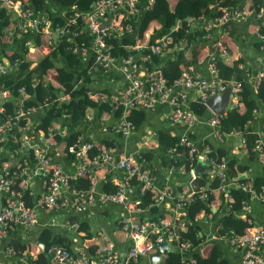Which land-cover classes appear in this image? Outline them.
I'll use <instances>...</instances> for the list:
<instances>
[{
    "label": "built area",
    "instance_id": "obj_1",
    "mask_svg": "<svg viewBox=\"0 0 264 264\" xmlns=\"http://www.w3.org/2000/svg\"><path fill=\"white\" fill-rule=\"evenodd\" d=\"M141 1L92 0L86 12L75 14L84 22V27L80 30L59 25L53 27L48 14H44L41 8H36L32 0H0V11L5 10L15 17L13 26L11 25L5 33L9 40L21 41L23 35L34 33L43 35L47 45H52L57 36L66 48L79 58L83 59L88 52L91 53L90 63L72 91L85 87V94L89 99L97 97L99 101L108 103L112 109L119 112L109 125H104V128L111 127L116 136L127 138L132 135L135 126L128 118L132 111H151L160 104L169 106L168 121L171 125L192 129L198 118L191 112L190 102L205 103L207 99L222 94L226 89L227 83L219 77L217 65L227 56L225 38L228 27L251 16L261 19L263 8L260 5L254 7L251 2L232 0L233 4L221 8L216 17L200 18L194 23L184 21L175 24L171 32L176 31V36L171 35V32L161 36L146 45L143 52L139 53L136 45H128L124 47L127 54L115 56L111 51L114 44H109L108 41L133 35L141 13L151 10L155 4V0H144L145 7L142 8ZM44 7L53 11L49 0L44 1ZM192 31L201 32V40L208 45L207 62L210 75L205 77L197 67H187L178 78L168 84L161 67L151 65V57L164 55L175 42L182 47L185 36ZM255 34L264 51V35L259 31ZM22 45L30 52L35 48L31 41H25ZM20 64V59L0 64V81L19 69ZM95 71L104 75L118 72L122 75L125 86L111 94L94 92L84 86L83 79L91 78ZM253 79L254 87L263 83L264 69L254 75ZM232 87L233 105L237 104L239 85ZM56 89H59V86ZM8 96L9 92L4 90L3 102H7ZM16 97L10 113H6L5 103L0 104V240L17 229L34 228L39 211L56 214L72 209L82 213L95 205L115 204L121 208L118 217L119 229L131 243L126 254H122L114 243L104 245L91 255L84 249L70 252L53 244L47 250V264H137L141 258L148 257L156 245H161L166 240L170 243L175 241L177 245L173 246L182 255L183 264H196L191 256L194 249L192 245L189 242H180V237L172 230L173 224L182 221V212L185 206L193 201V193L173 196L168 191H163V195L171 204V220L140 219L141 213L145 211L141 197L154 185L144 157L118 155L116 148L111 145L99 147L81 135H76L68 127L61 126L58 120L50 121L44 131L39 127L43 123L49 104L26 106L29 95L23 87L16 91ZM68 98V95H61L59 100ZM53 101L56 102L57 99ZM39 113L41 119L35 120V115ZM223 116L213 114L207 121L210 127L216 129L218 136ZM84 118L87 121L95 119L92 113ZM40 132L47 136L44 143L47 149H52L59 141L71 137L72 143L64 149L68 156L67 168L54 162L47 150L35 143ZM177 146L181 151L170 148L168 153L180 158L185 150L196 162H205L213 171L212 177L218 180L216 191L223 196L228 209H232L233 197L230 190L234 186L229 179L228 162L224 158L211 156L209 145L198 147L187 136L180 137ZM247 150L246 142L240 135V151ZM94 151L95 154L90 156ZM252 152L264 169V145L259 140L254 143ZM6 155L10 157L8 162ZM95 169L119 171L120 178L112 192L105 193L100 190V181ZM35 178L40 180L37 196L31 189V182ZM81 179L88 182L86 189H79L74 185ZM238 189L247 196L237 214V217L244 219L250 212V202H264V192L257 193L248 185H241ZM25 195L31 199V206L26 204ZM200 197L203 199L205 195ZM156 205L153 203L152 206ZM53 223H57L55 218ZM65 224L69 225L68 222ZM220 240L240 252L241 264H264V231L244 232L241 235L232 231L221 236ZM6 254L15 257L18 253L13 247H8ZM1 264L8 263L4 261Z\"/></svg>",
    "mask_w": 264,
    "mask_h": 264
},
{
    "label": "crops",
    "instance_id": "obj_2",
    "mask_svg": "<svg viewBox=\"0 0 264 264\" xmlns=\"http://www.w3.org/2000/svg\"><path fill=\"white\" fill-rule=\"evenodd\" d=\"M239 1H252L253 3H259L263 8V17L261 19H256L251 16L236 21L228 27L227 36L225 38L228 52L227 56L222 58L220 62L224 61V63L228 64L240 60V64L238 65L239 69L246 75L245 85L250 90L251 99L256 105L253 112V119L245 129L255 134L261 144L264 145V82L256 87L253 86L254 75L264 69V51L261 48L262 43L255 34L259 28L264 30V0ZM144 4L145 1L142 0V8L145 7ZM49 6L53 10L49 11L51 14H64V12L59 11L51 1H49ZM211 8H213V6H211L210 9ZM218 9L219 8L211 9L201 18L210 19L216 17L220 12ZM12 16L15 18L14 15ZM10 20L13 26L14 20L12 21V18ZM175 24H181V22L176 20L169 30L162 28L161 25L158 24L154 26L155 28L153 27L146 31L143 38L137 39L134 44L139 48L138 52H143L146 45L155 42L161 36L169 34L172 28L175 27ZM4 33H6V31H4ZM33 35L36 34L31 33L32 37ZM55 40H59V38L56 36ZM119 40L120 39L116 41ZM199 41L204 46V55L197 61L187 63L186 68L197 67L202 75L209 77L210 74L208 72L207 62V55L209 54V51L207 50L208 45L202 40ZM1 45L0 49L6 53V56L0 55V64H7L12 60L7 57L8 55L21 54L23 51L25 54H21V58L32 67L41 59L43 56L42 53H46L37 50L36 48L32 49L31 52L27 51L24 49L21 41L17 40L7 39V43ZM90 55L91 53L88 52L85 58H80L78 65L79 72L81 71L83 73L86 70L90 63ZM162 59L165 62L170 60L174 61L176 56L172 55V50H169L164 54ZM55 64L67 68L66 63L60 55L55 61ZM21 72H24V69L14 70L0 81V104L5 103V101L3 102L2 100V92L6 90L4 87L5 82L15 80L17 75ZM82 73L78 79L82 77ZM52 77L53 73L49 75L48 81L52 82V85L56 89L58 85L55 86ZM78 79L75 84L79 82ZM85 79H83V82ZM91 81H94V83L91 82L89 88L94 92L102 91L111 94L121 90L125 86L124 79L118 72H111L104 76L98 75L95 79H91ZM16 98L17 97L15 96L12 99L9 93L6 100H11L12 103H14ZM31 99L32 97L29 96L28 101H31ZM203 104L205 105V103ZM236 106L237 104H233L228 110ZM238 108L242 114L245 112L243 106H239ZM169 110L168 105L160 104L151 111H143V119L140 120L141 122L137 125V128H134L132 135L127 138L116 136L109 126L104 128V125H109L113 118L117 117L118 114L112 117H107V120L101 118L100 125L95 122L96 117L94 113H92L95 117L93 121H87L84 118L80 123H71L66 119L64 122L59 121L58 123H60L61 126L68 127L75 132L76 135H81L84 139L92 141L99 147L105 145L114 146L118 155H141L144 157L147 162V167L151 171L153 177L154 185L150 191L154 196L153 203H156L157 205L154 209L142 212L140 215V219L142 220H171V215L169 214L171 204L168 201V198L163 195V191H168L175 196L179 194L189 195L196 189V185H193V182L194 179L198 177H195L192 173L194 168L190 172H184L185 160L183 159V156L176 158L168 153V149L170 148H165V145L169 144L171 140L176 139L178 141V139L183 136H187L198 147L209 145L212 151L211 156L215 158H224L227 162L233 161L235 170H233L231 175L229 174V177H231L232 180L230 181L235 189L241 185H248L253 189L256 188L254 191L256 190L255 192L257 193L264 192V169L254 153H250L248 150L245 152L240 151L241 134L239 132L232 131L230 133H223L220 128V136L216 135V129L207 124L208 119L213 115L207 107L203 115L196 116L194 114L198 119L192 129L171 125L168 121ZM90 113L91 112H88L86 115ZM34 119H41V114L39 113L35 115ZM160 134L165 135L163 142L159 139ZM46 138L47 136L40 132L38 133V136H36L35 143L43 149H46L54 162L67 168L68 156L64 151L65 148H61L59 141L55 147L47 149L44 144ZM5 159L8 162V160H10L9 155H6ZM95 173L100 181V190L105 193L112 192L115 183L120 178L119 171L117 169H95ZM237 176L240 179L235 181L234 178ZM203 179L209 182L212 180V175L205 176ZM240 181H244V183L240 184ZM31 189L34 195L37 196L39 194V178L32 180ZM213 195L214 200L210 204L212 216L199 214L196 217L199 227L204 235V240L202 244L197 248H194V250L201 257L207 258L215 246L220 251L222 259L226 264H241L240 252L220 240L221 236L218 232V225L220 217L222 216V206L225 205V203L223 202V205H221L219 200L221 195L217 191L214 190ZM250 205V212L247 217H249L252 228H250L247 233L261 230L264 231V202L254 201L250 202ZM120 212L121 208L115 204L95 205L89 207L82 213H77L72 209L63 210L56 214L39 211L37 214V224L34 228L17 229L9 233L6 238L0 240V264L4 261H7L8 264H41L43 262L41 254L44 252L43 246L38 242V238L40 232L43 230H48L50 233L66 239L72 252L84 249L91 255L104 245L114 243L122 254H126L131 243L125 238L119 229L118 217ZM187 215V211L183 210L182 216L185 220ZM54 218L57 220V223L52 224ZM65 222H68L69 225H66ZM13 243H19L25 246V250L21 254L16 251L19 255L17 254L15 257L6 254V249L8 247H13L11 246ZM169 244L172 246L173 251H175L173 244L170 242ZM165 255L166 253L163 255L161 261ZM137 264H150L149 258H141Z\"/></svg>",
    "mask_w": 264,
    "mask_h": 264
},
{
    "label": "trees",
    "instance_id": "obj_3",
    "mask_svg": "<svg viewBox=\"0 0 264 264\" xmlns=\"http://www.w3.org/2000/svg\"><path fill=\"white\" fill-rule=\"evenodd\" d=\"M36 8H41L44 14H48L51 19L53 27L56 25L67 27L72 30H80L84 27V22L81 17H76V13L86 12L92 2V0H49L53 5L58 8L59 11L64 12L63 15L51 14L44 7L45 0H32ZM254 7L259 6V3H253ZM233 4L232 0H155V4L151 10L142 13L136 25L135 32L133 35L124 36L119 41H113L111 39L108 41L109 44H114L111 51L115 56L125 55L127 51L124 47L128 45H134L137 39H142L144 33L155 25L160 24L162 28L168 29L175 23V21L194 23L197 19L205 16L211 9L220 10L223 7H227ZM213 8L210 9V7ZM13 14L7 13L5 10L0 11V46L1 44L7 43L6 35L4 31H7L11 27V18L13 21ZM155 28V27H154ZM259 33L264 35V30L259 28ZM171 35L176 36V31L171 32ZM35 36V37H34ZM202 33L199 31L189 32L184 39V46L179 47L177 42L172 44L169 50H172V55L176 56L174 61H163L162 56H152L151 65H158L161 67L163 75L168 84L172 83L176 78H178L184 69H186L187 63H192L197 61L204 55V46L200 43ZM136 38V39H135ZM25 41H32L31 43L37 50L46 52L43 54L41 59L30 67L21 58V54H25L23 51L21 54H11L7 57L10 59H20V69H24L17 75L15 80L7 81L4 84L6 90L9 91L12 99L16 96V91L23 87L26 93L32 97L31 101L26 102V106H41L45 103L49 104L46 108V115L43 119L42 125L39 127L42 130H46V125L50 121L58 120L64 122L68 119L71 123H80L83 120L86 113L91 112L95 114L96 123H100V119H106L107 117H112L118 114V111H114L108 103L99 101L97 97L94 99H89L85 94V87L78 89L77 91H72V88L77 81L78 77L81 76V71L78 70V65L80 58L70 52L64 43L60 40H54L52 45H47L45 37L41 34H36L31 36V33L23 35L21 39V44ZM226 43V42H225ZM165 52V53H166ZM0 55L6 56L3 50L0 49ZM59 55L62 57L67 65V68L63 66H58L55 61L58 59ZM23 57V56H22ZM192 57V58H191ZM240 60L233 61L231 63L219 62L218 73L219 77L223 82L235 86L239 85L237 92V106L229 109L221 120V132L230 133L232 131L239 132L246 142L248 152L253 153L254 143L258 141V137L246 130V126L253 119V112L256 107L254 101L251 99L250 90L246 87V75L243 71L239 69ZM53 73L52 80L55 82V86L58 85L59 89H55L52 82L48 81L49 75ZM84 73V72H83ZM82 73V74H83ZM103 75L100 71H95L91 78H86L83 82L84 86L89 88L87 85L95 79L96 76ZM46 81V82H45ZM61 95H68L67 100L60 101ZM54 102L53 100H56ZM34 100V101H33ZM6 113H10L13 110V103L11 100L5 103ZM190 110L196 116H201L206 111V107L203 103L191 102ZM239 106L245 108V112L242 114L239 110ZM133 123L135 128L143 119V111L135 110L132 111L128 117ZM100 125V124H99ZM165 135L160 134L159 139L163 142ZM71 137L68 139H63L60 141L61 148H66L72 143ZM178 141L176 139L171 140V142L165 145V148H176L177 151H181L180 147L177 146ZM183 159L185 160L184 172H190L196 165V160L190 158L187 152L184 150ZM95 154L90 153V156ZM228 174L233 173L234 164L233 161H228ZM205 181L204 179H194L193 185H196V189L193 192V201L185 206L187 211L186 220L182 216V221L173 224L174 233L180 237V242H189L193 248L200 246L204 240V235L199 227L196 217L199 214L209 215L212 214L211 202L214 200L213 191L217 190L218 180L212 177V180ZM243 184L244 181H240ZM79 189H86L88 187V182L86 180H78L74 184ZM256 189V188H254ZM256 191V190H255ZM230 193L233 197V208L228 209L227 205H223L224 198L220 196V202L222 206V216L220 217V222L218 225V232L220 236H224L229 232H235L239 235L244 232H249L252 228L249 217L238 218L237 214L241 208L243 201L247 199L245 193L240 189H231ZM204 194L205 198L201 199V195ZM153 194L151 191H147L141 197V203L145 210L154 209ZM26 204L31 206V199L25 195ZM170 214V213H169ZM38 242L43 246V252L41 258L43 262L41 264H47L48 248L56 244L63 247L70 252L68 241L64 238H60L48 230H43L39 234ZM174 246L177 244L173 240L171 242ZM11 246L21 254L25 250V246L19 243H13ZM175 251L166 253L160 264H183L182 255L174 247ZM194 250V249H193ZM18 254V255H19ZM191 256L195 259L196 264H226L222 259L220 251L214 246L213 250L207 258L201 257L196 251H192ZM47 258V259H46Z\"/></svg>",
    "mask_w": 264,
    "mask_h": 264
},
{
    "label": "water",
    "instance_id": "obj_4",
    "mask_svg": "<svg viewBox=\"0 0 264 264\" xmlns=\"http://www.w3.org/2000/svg\"><path fill=\"white\" fill-rule=\"evenodd\" d=\"M232 89L233 87L231 85L226 84L224 92L216 97L207 99L205 106L214 115H225L228 108L232 106ZM192 173L195 177L201 179L205 176L213 175V171L208 167V165L201 161H197ZM229 179L232 180L231 177H229ZM239 179L240 178L238 176L234 178L235 181ZM170 252H173V249L169 244V240L164 241L161 245H156L154 252L148 256L150 264H160L163 255Z\"/></svg>",
    "mask_w": 264,
    "mask_h": 264
}]
</instances>
